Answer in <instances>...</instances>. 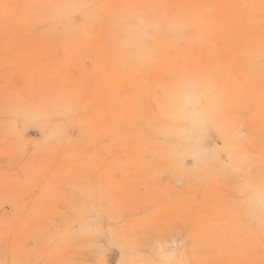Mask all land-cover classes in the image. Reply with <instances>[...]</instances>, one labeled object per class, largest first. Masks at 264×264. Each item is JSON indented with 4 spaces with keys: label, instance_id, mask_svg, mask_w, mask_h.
<instances>
[{
    "label": "rangeland",
    "instance_id": "1",
    "mask_svg": "<svg viewBox=\"0 0 264 264\" xmlns=\"http://www.w3.org/2000/svg\"><path fill=\"white\" fill-rule=\"evenodd\" d=\"M226 1L0 0V264H264V0Z\"/></svg>",
    "mask_w": 264,
    "mask_h": 264
},
{
    "label": "bare ground",
    "instance_id": "2",
    "mask_svg": "<svg viewBox=\"0 0 264 264\" xmlns=\"http://www.w3.org/2000/svg\"><path fill=\"white\" fill-rule=\"evenodd\" d=\"M197 0H188V2L186 3V4H184L183 6H187V7H189V9H190V11L191 12H195V9H193L194 8V4H195V2H196ZM226 0H214V2H215V5L217 4V5H222L224 2H225ZM227 2V1H226ZM181 5V4H180ZM180 5H177V6H173L171 9H170V12L171 13H175L180 7H182V6H180ZM217 7V6H216ZM217 8H219V7H217ZM192 9V10H191ZM173 15H175V14H173ZM172 16V15H171ZM194 16H195V14H194ZM188 18H190L189 20H191V19H193V18H191L190 17V15L188 16ZM194 23H196L197 24V26H196V29L197 28H199V26H200V21L199 20H194ZM198 30V29H197ZM175 51V50H174ZM223 51V53L225 54V56L226 55H230L231 54V50H229V49H225V50H222ZM209 102H208V100H205V103H204V106L202 107V118H203V122H206L207 123V121H208V119L210 118V117H214V114L213 113H211V112H208V110H209ZM211 109V108H210Z\"/></svg>",
    "mask_w": 264,
    "mask_h": 264
},
{
    "label": "snow or ice",
    "instance_id": "3",
    "mask_svg": "<svg viewBox=\"0 0 264 264\" xmlns=\"http://www.w3.org/2000/svg\"><path fill=\"white\" fill-rule=\"evenodd\" d=\"M261 206H262V212H264V192L261 193Z\"/></svg>",
    "mask_w": 264,
    "mask_h": 264
}]
</instances>
